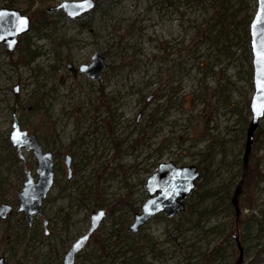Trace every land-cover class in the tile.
Here are the masks:
<instances>
[{"label":"rangeland","instance_id":"374dc122","mask_svg":"<svg viewBox=\"0 0 264 264\" xmlns=\"http://www.w3.org/2000/svg\"><path fill=\"white\" fill-rule=\"evenodd\" d=\"M62 1L33 0L31 30L14 51L0 43V204L14 206L0 219V258L63 264L90 229L91 214L104 209L74 264H103L101 244L118 253L115 264L133 248L140 256L131 264H237L238 243L240 264H264V177L250 199L255 209L244 189L239 213L232 203L252 118L257 0H95L90 17L49 12L53 24L33 31L35 11ZM2 7L23 11L27 3L0 0ZM96 51L106 55L101 80L67 68V61L90 63ZM14 116L54 153L55 181L42 206L46 229L17 211L25 174L10 140ZM257 132L248 157L264 174V117ZM24 153L35 174L37 158ZM162 162L198 165L199 194L188 198L186 219L158 214L133 234L134 214L149 197L147 177Z\"/></svg>","mask_w":264,"mask_h":264},{"label":"water","instance_id":"95a60500","mask_svg":"<svg viewBox=\"0 0 264 264\" xmlns=\"http://www.w3.org/2000/svg\"><path fill=\"white\" fill-rule=\"evenodd\" d=\"M257 3V11L250 22L254 93L250 101L252 118L247 129L244 159H247L249 156L252 149V142L254 141V133L264 117V88L258 86V74L260 70L258 69L256 53L253 49V41L257 38L256 34L264 32V18L261 20L257 19V15L261 13V9L264 5H262L261 0H257ZM95 7V0H90V6H85L84 0H64L54 6H50L48 11H62L68 18L74 20L92 12ZM262 17H264V13H262ZM21 19L26 21V25L23 26L22 30L17 31ZM31 25V17L21 10L14 7L0 8V43L5 44L7 50L14 51L19 43L20 36L28 33L31 30ZM106 64V55L100 51H96L92 55L90 63L82 64L77 69L72 62L67 61L66 66L74 74L79 71L92 79L101 80ZM15 92H18V86L15 87ZM14 135L19 138V142L13 139ZM10 140L16 148L18 157L23 162L25 174L23 187L17 192V199L20 202L18 211L25 213L28 224L30 225L33 222L34 216H43L42 206L44 199L47 197L54 184V153L49 150L45 151L35 134H29L27 130L22 129L17 116H14ZM24 150L28 152L32 151L37 158L38 166L35 174H33L32 170H30L27 165V158ZM71 161V156L66 155L65 164L69 177L71 176ZM200 176L201 172L197 165H177L174 162L160 163L157 169L147 177L146 191L149 197L142 204L141 210L134 214V221L129 226V230L133 234L139 233L140 229L159 213H165L169 217H174L185 211V201L196 188V183ZM241 191V188H236L235 196L232 199L233 205L236 206L237 213H239L237 195L240 194ZM12 211L13 206L11 204H0V219H6ZM105 217L106 212L104 209L94 211L91 214L90 229L72 244L63 258V264L75 263L77 255L87 245L91 235L97 230ZM43 225L45 228L48 226V220L45 218ZM238 245L241 254L237 264H240L243 257V250L241 244L238 243ZM0 264H5L3 257L0 258Z\"/></svg>","mask_w":264,"mask_h":264},{"label":"trees","instance_id":"16d2710c","mask_svg":"<svg viewBox=\"0 0 264 264\" xmlns=\"http://www.w3.org/2000/svg\"><path fill=\"white\" fill-rule=\"evenodd\" d=\"M14 0H11V2ZM101 0H97V2H100ZM27 3V8L25 10H23V13H28L32 7H33V0H26ZM99 4V3H98ZM93 12L88 13L86 15H84V17H90L92 15ZM33 16V14H32ZM52 16H54V14L49 13L48 9H44V8H40L37 11H35L34 13V17L36 19L37 22H39V26H35L33 28V31H42L45 28H49L51 24H53V20H52ZM24 42V38H22ZM23 51H24V56L25 59L27 61H30L29 57L32 56V51L30 49L29 44L27 43H23ZM260 138V132H257V137H255V139H259ZM200 168V167H199ZM201 171V169H200ZM240 173H241V179L240 181L237 183V188H241L242 190L244 189V191L249 194V198L247 201V205L250 209H255L256 205H252L250 199H252V197L255 195V188L257 186V184L262 180V178L264 177V174L259 166V163H253L250 161V158L248 157L247 159L242 160V165L240 168ZM204 176V174H202L201 172V176L200 178H202ZM199 187H201V184L198 183L197 181V185L196 188L193 190L192 194L190 195V198H192L193 196L195 197L196 195L199 194ZM226 187V191L228 193L231 192L230 186L228 184L225 185ZM188 202V199L186 201V204ZM193 206V205H192ZM137 210V209H136ZM190 211H192V208H188L186 209V211L181 212L180 213V219H186L187 218V213H189ZM161 215H164L165 218L171 220L174 219L169 218L168 216H166L165 214L161 213ZM246 224V222H245ZM99 250L101 251L100 253V258L103 261V264H115L118 257V253H114V250L108 249L105 244H101L99 246ZM134 252L133 256H126L124 254V264H131L134 263L136 261H138V256H140L139 250L137 248H133L132 249ZM127 254V253H126Z\"/></svg>","mask_w":264,"mask_h":264},{"label":"snow or ice","instance_id":"6c2138e0","mask_svg":"<svg viewBox=\"0 0 264 264\" xmlns=\"http://www.w3.org/2000/svg\"><path fill=\"white\" fill-rule=\"evenodd\" d=\"M85 6H90V0H84ZM262 5H264V0H261ZM262 13H264V7L261 9V13H258L257 19L261 20ZM26 25V21L24 19L20 20V26L17 28V31L22 30L23 26ZM257 38L253 41V49L256 53V63L259 71V79L258 86L264 88V32L256 34ZM13 139L19 142V138L17 136H13Z\"/></svg>","mask_w":264,"mask_h":264},{"label":"flooded vegetation","instance_id":"af4514ba","mask_svg":"<svg viewBox=\"0 0 264 264\" xmlns=\"http://www.w3.org/2000/svg\"><path fill=\"white\" fill-rule=\"evenodd\" d=\"M2 204V203H1ZM13 206V205H12ZM13 211H14V206H13ZM12 211V212H13ZM17 211H18V209H17ZM18 212H20V211H18ZM24 213V212H23ZM12 214V213H11ZM25 214V213H24ZM9 216V215H8ZM40 219V220H42V222L44 223V213H43V216L42 217H37V216H34V218H33V222L32 223H34V221L36 220V219ZM46 219V218H45ZM31 225V224H30ZM43 227H44V225H43ZM45 228V227H44ZM46 229V228H45Z\"/></svg>","mask_w":264,"mask_h":264}]
</instances>
